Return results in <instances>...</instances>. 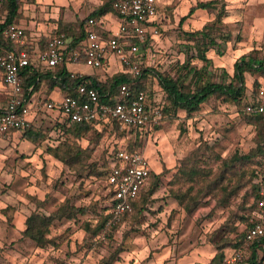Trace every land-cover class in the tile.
I'll return each mask as SVG.
<instances>
[{
    "label": "rangeland",
    "instance_id": "1",
    "mask_svg": "<svg viewBox=\"0 0 264 264\" xmlns=\"http://www.w3.org/2000/svg\"><path fill=\"white\" fill-rule=\"evenodd\" d=\"M198 1L209 0H164L156 35L140 47L141 67L163 71L183 62V45L191 42L183 30L208 26L221 7L230 39L223 45L224 69L213 64L217 79L229 81L240 55L264 56V0H216L179 24ZM244 75L246 93L264 80V72ZM145 82L151 95L159 92L152 73ZM160 102L161 119L141 137L118 131L100 138L92 130L77 137L45 110L24 131L0 135V264H209L216 246L241 240L249 221L264 224L252 207L253 174L264 158V120L244 115L240 103L224 98H210L190 114L166 109L165 96ZM118 145L144 152L158 176L147 189L158 186L136 211L93 235L107 211L106 169L109 151ZM57 146L70 150L65 159L49 153ZM243 154L253 156L236 160ZM32 216L52 218L39 245L24 234ZM249 246L242 241L241 260L233 264L247 263ZM224 248L226 256L215 264H229L225 258L233 248ZM259 248L264 252V242Z\"/></svg>",
    "mask_w": 264,
    "mask_h": 264
},
{
    "label": "built area",
    "instance_id": "2",
    "mask_svg": "<svg viewBox=\"0 0 264 264\" xmlns=\"http://www.w3.org/2000/svg\"><path fill=\"white\" fill-rule=\"evenodd\" d=\"M160 0H115L111 7L120 19L115 30L107 33L93 28L95 20L87 19L86 36L80 42V48L69 50L71 38L64 33L53 34L39 48L38 36L28 35L24 28L15 23H7L1 28V34L13 45L0 55L2 84L7 89V99L0 110V135L9 130L20 131L28 127V115L33 107L45 106L56 111L64 121H99L109 124L115 120L119 129L131 130L142 134L151 130L162 117V103L155 101L149 91L139 90L132 95L129 84L118 86L121 99L114 104L99 101V93L84 82L77 84V96L63 95L60 100L44 99L39 96L30 100L24 96L20 86L19 69L27 66L33 57L45 65L56 67L66 58L72 62L81 57L91 68L104 67L105 60L111 56L118 60L121 70L131 78V84L141 73V49L147 36H155L161 20ZM89 26V27H88ZM72 78L82 77L71 73ZM85 97V98H81ZM245 112L264 114V87H258L255 94L248 93ZM110 163L107 167L105 182L108 204L106 214L110 215L107 225L118 224L123 215L132 212L131 203L139 196L140 190L148 182L150 162L144 152L130 151L124 145L113 147L109 151ZM257 201L264 216V187L259 190ZM264 237V224L261 220L251 221L244 240L247 243L259 242ZM239 252H233L225 258L227 263L241 260Z\"/></svg>",
    "mask_w": 264,
    "mask_h": 264
},
{
    "label": "trees",
    "instance_id": "3",
    "mask_svg": "<svg viewBox=\"0 0 264 264\" xmlns=\"http://www.w3.org/2000/svg\"><path fill=\"white\" fill-rule=\"evenodd\" d=\"M114 1L115 0H106L105 2H103L98 8L97 14H102L109 11L114 12L111 7V4ZM213 3H216V1L209 0L206 2H196L195 5L190 6L188 13L180 19L179 24L183 23V21L190 15H192L197 8H208L209 6H212ZM20 4L21 0H0V16L4 15L3 20L0 21V55L4 53V50L13 48V45L9 42V40L1 34V28L7 23H14V20L19 17ZM160 8L162 9V6ZM224 16V7H221L212 22L213 25L212 23L208 26L204 25L202 28L196 29L194 31L183 30V33L190 38L188 40L191 41L190 43H186L183 45V48L185 49L184 61L176 62L174 65H170L163 71L148 69L145 66L141 67L140 76L134 79V83L132 84L130 76L122 72L117 73L116 75L101 83L94 79L90 80L89 77L84 76L76 79L72 78L70 76V73L66 69L65 61L54 67L52 71H47L44 73L40 72V68L37 66V64L30 61L27 66L19 69L20 86L24 91V96L29 97L33 92L32 90L34 89L36 84L40 81L42 75H46L49 78L47 82L48 87H50L52 83L58 84L61 89L65 90V93L67 95L76 97L78 94L76 90L77 84H79L80 82H84L87 86H90L91 88H94L98 91L100 102L114 104L121 99L118 91L119 84H129L132 95H135L139 90L149 91L145 88V79L150 73H152L154 75V78L158 81L160 89H162L163 93L165 94L166 109L168 107L173 111L180 109L190 114L198 110L202 103L208 102L210 98H224L227 101H232L237 104L240 103L241 111L244 115H247L252 119H255L256 121H263L264 114H251L245 112V105L248 102V92H245L246 87L244 85V73H263L264 56L261 59L256 60L250 55H240L234 62L233 75L229 77L230 79L228 82L218 80L217 75L212 70L216 68L213 66L211 58L207 55V51L212 48L215 50L217 55L222 56L224 54L223 45L226 44V42L230 39L228 26L223 21ZM94 18H97V16H95ZM86 22L87 19L86 21L79 20L76 22V26L73 28H67L65 25L60 26V24V27L55 31L54 34L64 33L67 37L71 38V42L68 46L69 50H75L76 48L79 49L80 42L83 41L86 36ZM44 44V36L39 37V40L37 41L38 47L42 48ZM191 50L193 51L192 54H190ZM193 59H199L203 62V64H201L199 67H196L192 64ZM50 80H52L51 83ZM255 87L256 88H252L250 91L252 95L257 91L258 85H256ZM81 98L83 99L85 97ZM2 100L3 99L1 98L0 101ZM116 123L117 122L115 120H111L109 124H103L97 120L91 122L77 121L75 123H68L67 121H64L62 125L65 126V131H70L77 137L88 130H92L100 138L104 134V132H108V134H110L118 133V131L131 133L136 137H141L143 135L140 132L119 129ZM98 127L100 128L98 129ZM27 128L28 127H26L25 129ZM25 129L21 131H24ZM12 131L13 130H8L7 132ZM24 136L30 141H34L37 137L33 136L31 132H25ZM127 148L130 151L135 150L130 147ZM49 153L56 158L65 159L64 155L70 153V150H68L67 148L62 150L59 146L55 148L49 147ZM252 156L253 155L251 154H243L238 155L235 158L236 160H239L241 158H249ZM253 176L255 177V179L253 185L254 199L252 207H255L256 212L260 213L256 205L260 197L259 190L260 188L264 187V158H262V164L260 165V168L254 172ZM155 178L158 179V176H156L153 170H151L146 186H144L140 190L139 196L133 201V203H131L132 210H135L138 204L144 202L145 199L151 196L157 189V182L154 185L152 184V188L147 189L148 184L152 181V179ZM104 210L106 211V206ZM72 211L76 213L81 211V209L73 208ZM127 214L123 215L122 218H124ZM70 218L71 216H68V219ZM109 218L110 215L104 214L103 220L96 227L93 235H96L102 229L114 227L107 225ZM51 221L52 218L49 216H32L30 219H28L24 234L28 238L33 240L35 244H42L44 241H46V234L48 226L51 225ZM250 225L251 221L247 223L246 229L241 234V240L230 244L225 243L220 246H216L217 252L213 256L209 264H215L217 262L219 263L222 259H224V257L226 256L224 247L226 246L233 248L228 249L232 253L238 252L239 246L241 245L242 241H245L244 235ZM263 242L264 237L259 242H253L250 244L249 248L251 249V251L246 264H261V262L264 260V252L261 251L259 245Z\"/></svg>",
    "mask_w": 264,
    "mask_h": 264
},
{
    "label": "crops",
    "instance_id": "4",
    "mask_svg": "<svg viewBox=\"0 0 264 264\" xmlns=\"http://www.w3.org/2000/svg\"><path fill=\"white\" fill-rule=\"evenodd\" d=\"M106 0H21V4L19 7L20 15L18 18L14 20V23L19 25L20 27L24 28L25 32L31 36H38L43 37L45 40L52 36L55 31L60 26H66L67 28H73L76 26V22L79 20H84L88 18H93L95 20V25L93 26L98 32H109L111 30H115L118 26L120 19L116 13L113 11H109L102 14H97L98 8L101 6L103 2ZM216 1V0H211ZM164 0H161V5L163 6ZM71 3H75L73 6ZM74 8V9H73ZM197 9H204V8H197ZM196 9V10H197ZM83 12V13H80ZM195 12V11H194ZM64 13L71 14L69 20L64 19ZM228 13V12H227ZM97 16V18H94ZM228 14H225L224 18H227ZM0 21L3 20L4 15L0 16ZM228 23V22H227ZM61 24V25H60ZM60 25V26H59ZM89 27V26H88ZM215 52L214 49L210 48ZM208 50V51H209ZM207 51V52H208ZM216 54V52H215ZM208 55V53H207ZM217 55V54H216ZM210 58L211 56L208 55ZM217 59L212 60V63L216 67H224L222 63L224 62V54L222 56L217 55ZM32 62L37 64L40 68V72L44 73L47 71H52L54 68L45 65L42 61H40L37 57H33ZM66 69L68 72L71 73H79L84 77H89L90 80H97L103 83L105 80L111 78L112 76L116 75L117 73H121V66L117 59L109 56L105 62L104 67L96 69L91 68V66L86 65L82 58H80L76 62H72L68 58L65 59ZM234 62L232 64V69L234 71ZM82 66H87L88 69H83ZM232 71V75H233ZM123 73V72H122ZM231 75V76H232ZM48 80L49 78L46 75H42L40 81L36 84L33 92L29 96L30 100L36 99L39 96L44 97V99H53V100H60L63 95H65V90L61 89L58 84L52 83L50 87H48ZM2 77H1V69H0V108L3 107L6 99H7V89L2 84ZM52 80H50V83ZM155 87L158 88L159 91L157 94H152L153 99L157 101H161L162 97L165 96L162 89L158 85V81L155 79ZM258 87H264V80H260ZM158 94L161 97L158 98ZM6 98V99H5ZM38 110H45L47 112L55 114V117L58 118V123L63 124L64 120L59 116L56 111H52L47 109L45 106H35L32 108L28 115L29 124L33 122L35 119ZM180 110V109H179ZM28 124V127H29ZM21 131V130H20ZM14 132V131H12ZM153 170V169H152Z\"/></svg>",
    "mask_w": 264,
    "mask_h": 264
}]
</instances>
